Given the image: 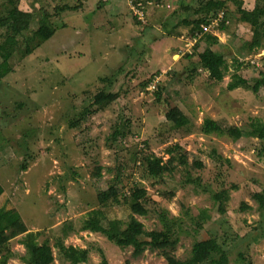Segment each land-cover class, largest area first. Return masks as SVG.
Here are the masks:
<instances>
[{
    "label": "rangeland",
    "instance_id": "374dc122",
    "mask_svg": "<svg viewBox=\"0 0 264 264\" xmlns=\"http://www.w3.org/2000/svg\"><path fill=\"white\" fill-rule=\"evenodd\" d=\"M6 1L0 0V18L7 14ZM134 1L92 14V7L87 13L57 9L82 7L83 0H29L31 27L19 36L13 71L0 77V210L20 212L27 226L9 242L8 264H26L27 233L39 243L50 241L52 264H102L101 249L108 264H168L158 250L134 258L133 246L121 248L102 233L82 230L95 209L109 219L136 217L145 240L164 229L165 213L176 223L172 237L180 260L191 255L195 242L217 238L231 264H264V204L256 196L264 195V139L202 131L207 118L247 131L264 127V88L228 89L235 74L251 85L264 76V27L257 26L261 46L255 47L254 30L241 21L235 0H150L147 24L131 12ZM223 1L224 7H215ZM206 9L203 24L214 22L210 32L198 28L194 34L182 23L204 17ZM45 13L56 29L47 41L35 36ZM5 32L0 26V43ZM112 44L116 54L107 51ZM206 48L225 56L221 82L201 65ZM101 91L120 96L80 120L85 109L98 107L93 103ZM174 107L188 116V125L167 119ZM152 156L173 171L151 174ZM113 183L119 202L104 206L99 194ZM136 188L147 190L146 215L130 209ZM60 239L63 249L56 244Z\"/></svg>",
    "mask_w": 264,
    "mask_h": 264
},
{
    "label": "trees",
    "instance_id": "16d2710c",
    "mask_svg": "<svg viewBox=\"0 0 264 264\" xmlns=\"http://www.w3.org/2000/svg\"><path fill=\"white\" fill-rule=\"evenodd\" d=\"M21 0H8L6 1L7 14L0 18V26L5 29L4 40L0 43V57L2 61L0 63V77L4 78L10 72L13 71L11 65V59L19 50L20 39L19 36L23 37L25 31H27L32 24L34 19V13L24 11L20 9ZM238 3V10L241 14V21L249 23L254 30L255 40L253 46H261V42L258 38L260 32L257 30V26L264 27V5H256L254 10H247L243 7L240 0H235ZM226 5V1L219 4L216 3L215 7L222 8ZM212 6V5H211ZM60 11L78 10V5L65 4L57 7ZM59 11V12H60ZM204 17L196 20H183L188 25H192L191 29L195 31L203 26L206 14L210 12L206 9ZM50 13H45L40 20V26L35 31V36L42 38L47 41L55 34V28L53 27L50 19ZM208 22V21H207ZM27 39V38H26ZM30 41V39H28ZM27 54L30 50L27 49ZM200 62L203 68L208 70L209 76L216 81H223L226 71V59L225 56L212 48H206L199 54ZM237 88H245L252 90L253 92H259L260 89L264 88V76L259 77L255 80L253 85L250 84L249 80L241 75L235 74L233 80L228 84L229 90ZM119 93L99 92L95 98L93 105H97L96 109H85L80 120L86 118L88 113H95L103 110L112 102H115L119 98ZM167 119L171 121L176 127H182L190 123L188 116L181 111L179 107L170 108L167 112ZM79 123H72L71 126L75 127ZM202 131L204 133H217L219 135L228 134L234 140L241 138L242 136L249 135L264 139V127L260 130L253 129V131H247L245 128L238 126L224 127L218 121L207 118L202 125ZM178 148H180L178 146ZM174 156L169 161L173 163ZM178 160L181 164L185 163L183 155H179ZM202 166V163H200ZM23 169L26 170L28 165L23 164ZM148 168L151 174L155 176H161L165 171H173L169 168L167 163H164L161 157H149ZM96 176H101V167H98ZM132 199L130 200V209L133 213L146 215L147 208L144 203L147 202V190L144 188H136L133 190ZM118 188L115 183L111 184L107 190H103L99 194V201L102 205H108L110 202L118 203ZM4 193V187L0 183V196ZM257 199L260 203L264 204V195L258 193ZM164 213V229L161 231H151L148 233L150 240L142 239L147 234L144 229L143 223L136 217L132 216L127 222L120 219H109L104 211L95 209L89 212L88 217L84 220L82 230L91 232H99L104 234L109 241L113 242L121 248L129 246L134 247V258L141 257L146 250H158L161 253L168 264H231L227 250L224 245L219 242L217 238H208L195 242L191 250V255L185 259H178L174 250L176 249L177 239L173 238L172 235L175 233V224L168 222ZM105 221H108L105 224ZM27 232V226L23 221V218L18 211L7 212L5 208L0 210V253H1V264H8V260L13 256V252L9 247V242L16 236ZM64 235H68V232H64ZM22 244L26 247V253L22 256V260L26 264H52L55 260L53 253V246L49 240H45L43 243L32 238L30 233H27ZM61 249L64 248V241L61 239L56 243ZM103 261L102 264H108L106 255L103 249L100 250Z\"/></svg>",
    "mask_w": 264,
    "mask_h": 264
},
{
    "label": "crops",
    "instance_id": "0c3cea01",
    "mask_svg": "<svg viewBox=\"0 0 264 264\" xmlns=\"http://www.w3.org/2000/svg\"><path fill=\"white\" fill-rule=\"evenodd\" d=\"M119 1L120 0H83V5H82V7L80 5L79 9H80V12L81 13H87L90 10V7H92V14H95L97 11H100V10H102L104 8L105 9V12L106 13H109V12L114 11V10L117 9ZM142 1H144V0H142ZM148 1H150V0H148ZM148 1H144V2H146L148 4H152L151 3L152 1H150V2H148ZM240 1L242 2L243 7L245 9L249 10V11L254 10L255 7H256V5H257V0L254 1V4L253 5L251 4V0H240ZM91 2H92V6H90V3ZM19 7H20V9H22L24 11L31 12V8L29 7V0H21ZM163 8H169L170 9V8H172V6L169 3H164L163 2ZM75 11H77V10H75ZM131 12H132V10H131ZM180 14H181V12H180ZM116 18H121V16H117ZM184 19L185 20H188L186 18H183V20ZM183 20H182V23L184 25H186L187 27L191 28L192 25H189V24L187 25L186 22H184L185 20L184 21ZM183 24H181V26ZM203 25H205V24H203ZM210 30H209V32H210ZM114 46H116V45L115 44H112V46L107 51L108 52H111V50H112L113 51V54H116V52L113 50L114 49Z\"/></svg>",
    "mask_w": 264,
    "mask_h": 264
},
{
    "label": "built area",
    "instance_id": "2783aa9c",
    "mask_svg": "<svg viewBox=\"0 0 264 264\" xmlns=\"http://www.w3.org/2000/svg\"><path fill=\"white\" fill-rule=\"evenodd\" d=\"M148 3L142 0H136L131 3V10L133 12L134 17L138 20L139 23L147 24L148 21ZM214 24V22H212ZM212 23L208 25H203L202 28L204 32L209 31L210 27L212 28Z\"/></svg>",
    "mask_w": 264,
    "mask_h": 264
}]
</instances>
